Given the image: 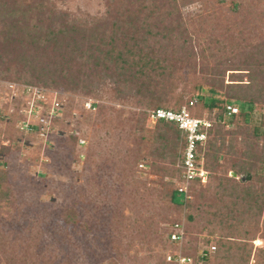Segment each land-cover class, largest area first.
<instances>
[{
  "label": "trees",
  "instance_id": "16d2710c",
  "mask_svg": "<svg viewBox=\"0 0 264 264\" xmlns=\"http://www.w3.org/2000/svg\"><path fill=\"white\" fill-rule=\"evenodd\" d=\"M56 1L0 0L2 84L31 85L100 98L98 90L108 80L113 85L112 101L125 100L134 92L138 96L135 103L148 110L133 117L127 137L141 148L144 146L148 157L172 163L160 166L164 177L174 179L173 183H159L164 194L160 199L176 208L184 207L188 223L196 222L198 217L200 231L205 232L199 240L208 247L194 255V263L264 264V248H257V253L252 254L256 234L264 238V230L260 234L264 220L259 223L264 210V0H104L105 13L95 20L61 12ZM194 2L202 5V12L185 19L181 8ZM28 62L40 64L32 70L31 77L24 72ZM50 63L57 66L53 68ZM15 67L19 69L10 70ZM179 73L191 84L188 89L177 86ZM227 73L229 82L225 83ZM175 89L180 90L174 96ZM14 90L11 97L5 86L0 88V102L11 97L14 105L9 112L10 101L0 103V133L6 134L5 140L16 138L41 144L45 138L38 135L36 126L31 132L16 126L18 109L26 105L27 99L23 98L21 87ZM185 95L188 96L184 100ZM226 104L237 106L242 116V122L229 131L224 124L234 116L226 115ZM182 106L197 118L223 120L213 124L207 140L198 146L208 177L205 182L192 180L185 200L176 190L182 180L178 164L185 146L183 134L173 121L157 119L151 127L146 125L150 110L177 112ZM100 107L95 116L92 109H82L86 113L83 119L74 118L79 124L92 123L97 127L95 117L103 116L102 125L109 121L106 115L110 107ZM256 110L260 118L258 124H253L251 116ZM70 119L62 112L61 119L51 120L49 130L67 133ZM225 133L239 139L241 153L248 158L230 165L236 177L216 174ZM67 136L71 144L80 146L79 137ZM227 151L233 153L232 145ZM8 152L9 147L0 144V154ZM240 175L263 180L262 185L246 188L242 194L230 190L237 187ZM245 176L240 179L250 180H243ZM6 177L7 171L0 165L2 197L6 196L2 189ZM195 195L197 202L193 204ZM64 215L74 220L71 212ZM168 223L170 228L175 222ZM169 228L164 238L167 243H171Z\"/></svg>",
  "mask_w": 264,
  "mask_h": 264
},
{
  "label": "rangeland",
  "instance_id": "374dc122",
  "mask_svg": "<svg viewBox=\"0 0 264 264\" xmlns=\"http://www.w3.org/2000/svg\"><path fill=\"white\" fill-rule=\"evenodd\" d=\"M56 7L61 12L88 20L100 18L105 13L104 0H57ZM202 8L200 3L194 2L182 7L181 12L185 19H190L201 13ZM55 63L50 65L55 68ZM38 67L39 63H26L25 75L31 77L32 70ZM228 75H225V83L229 82ZM177 86L188 89L191 84L179 73ZM112 89V82L105 80L98 90L100 98L55 90L66 115L77 112L75 116L83 119L86 99L95 101L92 111L96 113L92 116L97 114L99 106L110 107L106 115L109 121L101 125L103 116L95 117L97 127L92 123L89 126L79 124L73 116L67 124V133L48 130L41 144L16 138L8 141L6 134L0 133V144L9 147L6 155L0 154V165L7 171L2 185L6 196H0V264H167L168 253L185 254L191 258L190 264H197L192 258L208 247L199 240L205 232L200 231L198 217L196 222L188 223L184 207L179 209L160 199L164 194L159 183H173L174 179L164 177L159 169L172 163L148 157L144 146L141 148L127 137L133 117L148 109L135 103L138 96L134 92L125 100L112 101ZM178 90L172 94L175 96ZM10 93L11 97L15 95ZM11 97L3 101H10ZM35 104L29 99V107H19L16 126L30 117L29 111ZM12 109L14 105L10 101L8 111ZM256 112L251 116L253 124H258L260 118V112ZM29 122L33 123L34 119ZM241 122L238 112L230 123L224 124V129L229 131ZM146 125L151 127L153 122L148 119ZM68 134L84 142L76 147L69 142ZM220 144V165L216 174L225 178L230 176L232 163L248 158L242 155L243 147L234 135L225 133ZM229 144L233 153L227 151ZM240 176L236 180L237 187L226 183L230 190L242 194L246 188L252 190L262 185L263 180L242 181ZM196 198L197 195L193 204ZM68 211L73 221L65 217ZM263 220L264 210L259 223ZM170 221L184 224L185 237L181 243H167L164 239ZM257 248H264V238L259 233L252 240V254Z\"/></svg>",
  "mask_w": 264,
  "mask_h": 264
},
{
  "label": "built area",
  "instance_id": "2783aa9c",
  "mask_svg": "<svg viewBox=\"0 0 264 264\" xmlns=\"http://www.w3.org/2000/svg\"><path fill=\"white\" fill-rule=\"evenodd\" d=\"M0 81V88H7L9 91L15 94V88L21 87L24 91L26 99L33 100L36 104L29 111L30 117L21 123L17 124V127L23 132L33 131L34 126L38 128V135L44 137L48 134L50 122L52 119H61L63 108L61 106V100L59 99V93L55 90H46L40 87L31 85H19L14 83H7L3 86ZM58 94V95H57ZM36 100L38 102H36ZM30 106V105H29ZM26 103L24 107H29ZM83 109H94L95 101L92 99H86L83 101ZM226 115H235L239 112L237 106L234 104H226ZM19 111V109H18ZM78 114L75 112L73 115H68L72 118ZM33 118L34 122H29V119ZM148 118L154 122L157 119L173 121L176 123L177 128L184 136V149L182 152L181 162L178 166L181 167V182L177 185V193L180 194L185 200L188 197V187L191 181L199 179L201 182H205L208 177V171L204 168V158L201 152L198 151V146L203 145L208 138V132L213 128V124L217 120H208L206 118H197L192 116L185 106H182L179 111L156 109L150 110ZM223 121V120H221ZM79 144L84 141L79 139ZM185 237L184 224L182 222H175L169 228L168 239L173 243H181ZM214 249L213 246L210 247ZM166 261L170 264H190L191 258L181 255L180 253L168 254Z\"/></svg>",
  "mask_w": 264,
  "mask_h": 264
},
{
  "label": "water",
  "instance_id": "95a60500",
  "mask_svg": "<svg viewBox=\"0 0 264 264\" xmlns=\"http://www.w3.org/2000/svg\"><path fill=\"white\" fill-rule=\"evenodd\" d=\"M230 176H232V177H236V174L234 173V172H230ZM250 177H249V175H246L245 177H243L242 179L244 180V179H249Z\"/></svg>",
  "mask_w": 264,
  "mask_h": 264
}]
</instances>
